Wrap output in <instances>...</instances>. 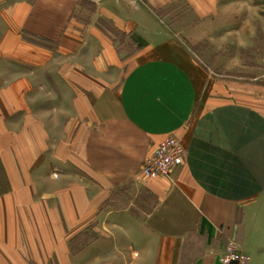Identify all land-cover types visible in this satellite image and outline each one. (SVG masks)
<instances>
[{
	"label": "crops",
	"instance_id": "crops-1",
	"mask_svg": "<svg viewBox=\"0 0 264 264\" xmlns=\"http://www.w3.org/2000/svg\"><path fill=\"white\" fill-rule=\"evenodd\" d=\"M113 34L144 46L124 63ZM184 44L217 45L254 82L211 98ZM5 60L0 114L26 110L15 138L33 143L0 133V264H221L229 240L264 264V0H0ZM172 136L183 164L136 181Z\"/></svg>",
	"mask_w": 264,
	"mask_h": 264
},
{
	"label": "rangeland",
	"instance_id": "rangeland-1",
	"mask_svg": "<svg viewBox=\"0 0 264 264\" xmlns=\"http://www.w3.org/2000/svg\"><path fill=\"white\" fill-rule=\"evenodd\" d=\"M168 10H171V9H168ZM186 11H187V6L185 4H179L176 7H174V9L172 8V10H171V12H169L168 16H165V17L168 18L169 22L171 23L170 20L174 21L175 19H177L179 17L185 18L187 16ZM185 23L186 22H184V24ZM175 30L173 29V31H175ZM176 31H178L179 33H182V35H184L186 33V28L185 27H179ZM114 36H115L116 40L118 41V45L116 46V48L118 49V52L120 53V58L124 61V63H126L128 60H130L131 58L134 57V54L137 52L139 47L144 46V45L143 46L140 45L137 42L136 36H128L127 37V36H124L121 34H118V35L113 34V37ZM184 38L186 39V37H184ZM33 42L36 43V45H38V46L40 45V46H43L45 48H51L52 50L54 49L53 44L52 45L46 44L45 42H42V40H40V39L36 40V41L33 40ZM182 47L194 58L196 64L200 68V70L203 74L204 80H205V87H207V89H208V90L206 89L207 90L206 94H208L210 91V93L212 94L211 98H213L214 92H218L220 90L221 91L223 90L225 92V89L227 91H229L230 89H233L234 83H236L238 81L243 82V83H249V84L254 82V80L251 79V77H245V78L244 77H236V75H235L236 71L234 69V66L236 63L235 61H219L218 46L217 45L199 44V45L193 46V45L184 44ZM8 62L6 60L4 61V63H3V61L0 62V70H7L10 67V62L9 63ZM247 65H248V63H245L246 67H247ZM128 67H129V64H128V66L127 65L124 66L123 69L125 72L127 71L126 68H128ZM237 73H240V70ZM23 77H25V76H23ZM32 77L34 78L35 75H33ZM25 78H23V79H25ZM33 78H31V79L33 80ZM261 80L264 81V78H262ZM11 81H12V78H10L9 76H3V77L0 76V86H2V88H4V89H6L5 87L10 86ZM4 89H3V91H4ZM56 93H58V92H56ZM56 93L55 94L52 93V94L54 96H56ZM50 94L48 93V91L44 90V86H38V85L36 86V91H35L34 95L32 94L33 95V98H32L33 107L31 109H32V112H34V114H35V119L37 120V117H38V119L40 118L38 121H42L43 115L38 114V113L43 112L42 111L43 109L41 108L42 104H44V101L46 98L47 99L49 98L48 95L51 96ZM8 97L9 96H7V99L5 101L6 107H10V103H11V98H8ZM29 97H31V94L29 95ZM23 99L26 101L27 97L25 96L23 98H20V102H23V101H21ZM52 99L53 98H50L51 102H53L55 107H53L52 110L51 109L47 110V112L50 111L49 113H51L52 117H55L58 115L57 114V112H58L57 100H59V99L57 98V96H56L55 100L54 99L52 100ZM24 111H26V110H21V112H19V114L16 115L18 117V120L14 123H12V120H10V118H11L9 116L10 111L2 110V112H1L2 114H0V121L3 122L0 125V128H1L0 130H2V131H0V133L3 132V134H13V139H14V140H8V141L5 140L2 143L7 142V144L11 145L12 148H15V147L21 148L22 147V148L26 149V148H28V146H26L27 144H29V146H32V143H33V142H26L24 140H16V138H15V137L19 138L22 133L24 134V136L26 135L28 125H25L22 122V120L24 118H26V114L22 113ZM53 113H56V115H53ZM55 128H57V127H55ZM7 136H9V135H7ZM172 137H174V136H172ZM172 137H169V138H172ZM169 138H167L165 140H168ZM52 143L58 144V142H51V144ZM155 150H156V148L153 150V152ZM153 152L151 154H153ZM144 165H143V167H144ZM59 175H60V173L56 169L52 172V176L55 179H57ZM136 181L148 182V181H152V180L145 179L142 175V170H141V172H139L138 176H136ZM0 182H1V179H0ZM1 191L2 190H0V192ZM119 197H121V196H119ZM82 230H83L82 231V233H83L85 231V229H82ZM74 242H75V240H73L71 242L72 246L74 245ZM225 252H226V249H225ZM225 252H224L223 256L225 255Z\"/></svg>",
	"mask_w": 264,
	"mask_h": 264
},
{
	"label": "built area",
	"instance_id": "built-area-1",
	"mask_svg": "<svg viewBox=\"0 0 264 264\" xmlns=\"http://www.w3.org/2000/svg\"><path fill=\"white\" fill-rule=\"evenodd\" d=\"M179 138L165 140L146 160L142 175L148 180L170 179L172 171L181 166L186 154ZM221 264H252L251 258L235 241L229 240Z\"/></svg>",
	"mask_w": 264,
	"mask_h": 264
},
{
	"label": "bare ground",
	"instance_id": "bare-ground-1",
	"mask_svg": "<svg viewBox=\"0 0 264 264\" xmlns=\"http://www.w3.org/2000/svg\"><path fill=\"white\" fill-rule=\"evenodd\" d=\"M179 141H180V143L182 144V146H183V143H182V140L179 138ZM180 144V145H181ZM184 147V146H183ZM185 149V148H184ZM185 152H186V150H185ZM183 160H184V158H183ZM183 164V163H182Z\"/></svg>",
	"mask_w": 264,
	"mask_h": 264
}]
</instances>
